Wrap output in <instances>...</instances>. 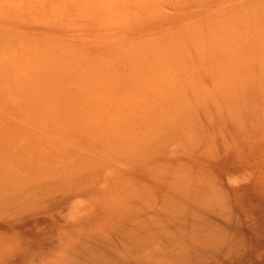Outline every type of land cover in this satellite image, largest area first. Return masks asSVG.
<instances>
[{
  "label": "rangeland",
  "instance_id": "obj_1",
  "mask_svg": "<svg viewBox=\"0 0 264 264\" xmlns=\"http://www.w3.org/2000/svg\"><path fill=\"white\" fill-rule=\"evenodd\" d=\"M0 208V264H264V0H0Z\"/></svg>",
  "mask_w": 264,
  "mask_h": 264
},
{
  "label": "bare ground",
  "instance_id": "obj_2",
  "mask_svg": "<svg viewBox=\"0 0 264 264\" xmlns=\"http://www.w3.org/2000/svg\"><path fill=\"white\" fill-rule=\"evenodd\" d=\"M124 88V87H123ZM41 90V89H40ZM42 91V90H41ZM57 92V91H56ZM129 93V92H128ZM60 94V93H59ZM53 95V94H52ZM66 96V95H65ZM70 97V96H69ZM72 97V96H71ZM75 98V97H74ZM131 98V97H130ZM65 99V98H64ZM73 99V98H72ZM68 100V99H67ZM80 100V99H79ZM56 102V101H55ZM71 103H73L72 101H71ZM71 108V107H70ZM63 109V108H62ZM40 125V124H39ZM35 127V126H34ZM215 191H217V190H215ZM219 194V193H218ZM213 198V197H212ZM205 199L206 198H203V201L205 202ZM217 200V199H216ZM9 201V200H8ZM201 201H202V199H201ZM213 201H214V199H213ZM216 203H217V201H215ZM199 203V202H198ZM212 203V202H211ZM218 203H220V201H218ZM200 204H202L201 202H200ZM214 204V203H213ZM187 206V205H186ZM204 206V205H203ZM208 205H206V207H207ZM218 206V205H217ZM223 206V205H222ZM201 207V206H200ZM215 207V206H214ZM219 207H221V206H219ZM5 208V207H4ZM3 208V209H4ZM9 208V207H8ZM209 208H210V206H209ZM1 209V208H0ZM5 209H7V207L5 208ZM178 229V228H177ZM174 230V229H173ZM219 230V229H218ZM220 231V230H219ZM169 232V231H168ZM185 234H187V233H185ZM224 234V233H223ZM172 235V234H171ZM180 237H182V236H180ZM222 237L225 239V235H222ZM231 237V236H230ZM209 238H212V236H210ZM214 239L216 238V237H213ZM182 239H184V238H182ZM207 239V238H206ZM232 239V238H231ZM177 240V239H176ZM175 240V241H176ZM205 240V239H204ZM203 240V241H204ZM216 240V239H215ZM214 240V241H215ZM174 241V240H173ZM193 241V240H192ZM206 241V240H205ZM210 241H212L213 243H215L214 241H213V239H210ZM236 241V240H235ZM149 242H151V241H149ZM154 242V241H153ZM196 242H198V241H196ZM217 242V241H216ZM223 242V241H222ZM229 242V241H228ZM234 242V241H233ZM160 243V242H159ZM170 243V242H169ZM204 243H207V242H204ZM209 243H211V242H209ZM229 243H231V242H229ZM228 243V244H229ZM235 243V242H234ZM155 244V243H154ZM158 244V243H157ZM221 244V243H220ZM156 245V244H155ZM159 245H161V244H159ZM203 245H206V244H203ZM210 245V244H209ZM230 245H232V244H230ZM240 245V244H239ZM146 246V245H145ZM157 246V245H156ZM166 245H164V247H165ZM170 246V245H169ZM186 246H187V249H186ZM185 246V248L184 247H182L181 245L179 246H177V249H178V247H180V250L178 249V253H177V251L173 248V252H175L176 251V253H177V255L179 256V261L178 260H176V259H172L171 258V261H169L168 260V258H169V256L168 255H170L171 254V251H172V246H170V249H168L169 250V252H167L166 250H167V248H165L164 249V247H162L161 249L163 250L164 249V251L163 252H165L166 251V255L168 256V258L166 257L165 259H167V260H165L164 258H161L162 256H161V254L163 253V252H161V254H160V252L158 253V254H160V256L161 257H159L158 258V254L156 255L155 254V252H157L156 250L158 249V248H156V250L154 249H151L150 251H147L148 249H140L139 250V252H138V250L135 252L136 254H135V256H139V258H140V261H139V263L140 264H151V262L150 263H148V259L150 260L151 259V261L153 260L154 261V259L153 258H155V256L157 257V259H160L161 258V260L162 259H164V261L166 262V263H168V264H222V262H221V259H222V256H221V254H220V250H218L217 249V247H215V245H212V246H208V247H211V248H208V247H205L204 246V248H201L200 246H198V245H196V243H195V245L193 244V243H191L190 241H189V244H187ZM223 246V245H222ZM225 246V245H224ZM241 246V245H240ZM154 247V246H153ZM182 247V248H181ZM226 247H229V246H226ZM197 248H199L200 250L198 251L197 250ZM228 249V248H227ZM155 251V252H154ZM173 252H172V254H173ZM212 252H216V253H212ZM232 252V251H231ZM235 251H233V253H234ZM155 254V256H154V254ZM169 253V254H168ZM227 253V252H226ZM140 254V255H139ZM164 254V253H163ZM171 254V255H172ZM215 255V256H213V255ZM218 254V255H217ZM153 255V257L151 258V256ZM233 259V258H232ZM152 261V262H153ZM155 261H160V260H156L155 259ZM154 261V262H155ZM172 261H173V263H172ZM228 262V261H227ZM156 263V262H155ZM154 263V264H155Z\"/></svg>",
  "mask_w": 264,
  "mask_h": 264
}]
</instances>
